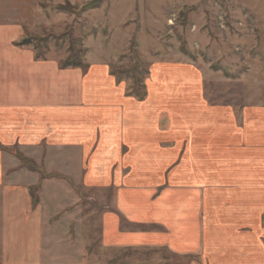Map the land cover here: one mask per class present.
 <instances>
[{"label":"crops","instance_id":"obj_1","mask_svg":"<svg viewBox=\"0 0 264 264\" xmlns=\"http://www.w3.org/2000/svg\"><path fill=\"white\" fill-rule=\"evenodd\" d=\"M21 22L9 26L14 29L9 38V27L0 22V186L7 185V193L19 186L11 182L18 181L23 162L12 164L15 155L7 152L14 146L23 157L39 158L48 174L62 173L58 168L70 179L79 174L85 190H117V212L101 218L104 248L166 247L188 259L186 264H201L192 258L201 253L206 239L204 264H263V107L245 110L238 129L232 128L231 139L227 137V152H218L220 158H227V183L223 182L215 177L209 132L227 123V118L214 108L200 110L199 74L187 66H161L169 67L165 72L171 83L182 84L159 87V94L151 91L149 104L142 106L127 97L104 65L63 68L59 62L22 50L17 45L24 34ZM169 159L174 164L184 159L170 176ZM205 174L207 183L216 180L227 186L212 183L220 187L200 191ZM55 177L48 178L49 187L59 182L68 188L70 180L65 183ZM225 188L223 217L216 199L217 189ZM42 208H35L33 216ZM122 221L128 229L122 228ZM35 236V252H41L44 235Z\"/></svg>","mask_w":264,"mask_h":264},{"label":"rangeland","instance_id":"obj_2","mask_svg":"<svg viewBox=\"0 0 264 264\" xmlns=\"http://www.w3.org/2000/svg\"><path fill=\"white\" fill-rule=\"evenodd\" d=\"M18 21L24 27L23 38H27L24 44H17L22 50L38 59L62 63L63 68L104 65L127 97L142 106L149 104L151 91L159 94V87L182 84L177 80L171 83L165 72L169 67L164 70L161 66H187L199 74L200 110L214 108L227 118V123L213 126L209 132L215 177L227 183V158H220L218 152H227V137L231 139L232 128L238 129L236 124L245 110L264 109V0H0V22L15 28ZM11 27L6 32L8 38L14 32ZM7 149L15 155L12 164L19 160L24 167L20 165L18 181L11 182L19 183L15 191L7 193V185L0 186V264L189 261L166 247L104 248L101 230L105 222L101 218L117 210V190H85L79 174L70 179L60 168L62 173L48 174L39 158L23 157L14 146ZM197 160L208 163L207 159ZM168 161L170 176L184 159L175 164ZM204 176L206 183L200 191L211 185L220 187L212 183L227 186L216 180L207 183L208 174ZM52 177L71 182L68 188L59 182L49 187L47 180ZM217 190L216 204L221 203L224 217L227 188ZM78 200V206L59 215ZM39 207H43L40 214L33 216ZM22 214L24 220L13 221ZM122 228L129 227L125 224ZM39 232L44 239L39 242L41 252H35L33 239ZM206 242H201V253L192 258L201 264Z\"/></svg>","mask_w":264,"mask_h":264},{"label":"trees","instance_id":"obj_3","mask_svg":"<svg viewBox=\"0 0 264 264\" xmlns=\"http://www.w3.org/2000/svg\"><path fill=\"white\" fill-rule=\"evenodd\" d=\"M23 40H27V38H25V39L23 38L22 40L18 41L17 44H18V45H22V44H24L25 41H23ZM61 65H62V63H61ZM62 66H63V65H62ZM63 67H64V66H63ZM79 67L86 68V67L83 66V65H80Z\"/></svg>","mask_w":264,"mask_h":264}]
</instances>
